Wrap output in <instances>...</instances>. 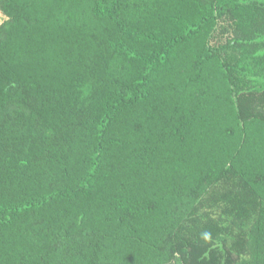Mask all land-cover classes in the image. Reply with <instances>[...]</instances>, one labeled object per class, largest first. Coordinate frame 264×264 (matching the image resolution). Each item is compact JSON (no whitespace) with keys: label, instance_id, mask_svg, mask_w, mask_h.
<instances>
[{"label":"rangeland","instance_id":"374dc122","mask_svg":"<svg viewBox=\"0 0 264 264\" xmlns=\"http://www.w3.org/2000/svg\"><path fill=\"white\" fill-rule=\"evenodd\" d=\"M92 3L0 0L2 56L25 85L40 87L44 120L51 123L55 117L57 125L73 131L82 89L129 80L141 68L138 60L113 52L109 43L118 31L92 17ZM192 4L123 0V14L134 27H157L167 34L170 16L192 13ZM199 49L198 44L184 49L187 69L161 70L150 98L125 111L111 128L101 192L92 199L99 203L102 195H129L130 204L140 208L137 217L127 216L125 222L112 217L104 224V244L122 264H236L248 255L246 232L264 203V90L243 91L230 100L217 66L199 69ZM180 76L195 84L182 89ZM76 132L71 155L45 166L52 178L73 180L83 173L92 135L84 128ZM201 177L200 191L191 192ZM153 201L158 207L146 213L145 204ZM81 204L88 207L86 200L68 205L56 217V208L64 205L52 206L38 216L39 223L30 219L7 229L0 240V264H72L74 248L65 259L57 239ZM169 233L171 258L155 252L159 236Z\"/></svg>","mask_w":264,"mask_h":264},{"label":"trees","instance_id":"16d2710c","mask_svg":"<svg viewBox=\"0 0 264 264\" xmlns=\"http://www.w3.org/2000/svg\"><path fill=\"white\" fill-rule=\"evenodd\" d=\"M192 3V13L170 16L173 25L165 34L157 27L147 30L132 26L123 14V0H93L92 17L107 21L118 31L117 39L109 43L110 48L116 54L138 60L141 68L129 80L111 79L107 87L94 84L82 89L77 96L79 120L74 131L57 125L55 117L51 123L44 120L38 99L40 87L32 90L15 75L16 71L9 68L2 56L0 43V240L7 229H14L22 221L32 219L39 223L38 216L52 206L64 205L53 213L60 217L64 213L59 211L68 205L86 200L88 207L79 206L68 229L57 239L63 242L65 259L70 256V248H74L72 264H122L109 254L104 244V224L112 217L122 222L127 216L137 217L140 208L130 204L129 195H102L99 203L92 199L102 185L101 174L114 123L129 108L150 98L161 70L184 68L189 60L184 49L193 44L200 45L196 57L199 69L216 65L230 100L243 91L264 90V1L192 0ZM2 29L0 26V33ZM141 45L146 46L143 52L138 49ZM180 79L182 89L188 88V82L190 86L195 84L194 80ZM78 128L87 129L92 135L83 173L73 180L52 178L50 171L48 175L43 171L45 166L59 164L64 154L71 155ZM231 131L226 128L227 133ZM203 181L199 178L191 192H199ZM35 182L37 185L33 186ZM104 204L114 209L110 212ZM157 207L156 202H148L144 210L150 213ZM159 238L155 252L171 258L174 252L171 233ZM218 239L225 241L222 235ZM57 240L55 234L53 244ZM246 244L248 255L236 264H264V203L246 232Z\"/></svg>","mask_w":264,"mask_h":264}]
</instances>
